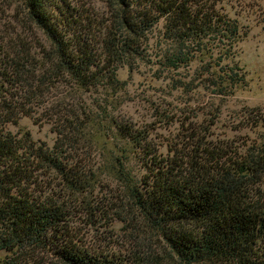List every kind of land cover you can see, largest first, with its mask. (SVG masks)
I'll list each match as a JSON object with an SVG mask.
<instances>
[{"label": "trees", "instance_id": "16d2710c", "mask_svg": "<svg viewBox=\"0 0 264 264\" xmlns=\"http://www.w3.org/2000/svg\"><path fill=\"white\" fill-rule=\"evenodd\" d=\"M18 1L48 49L36 59V46L19 36L0 43V264H163L166 257L178 264H264V116L234 122V131L249 132L229 139L212 131L220 107L182 120L161 112L160 124L177 127L153 142L150 126L118 123L107 108L125 85L118 71L131 72L147 58L153 30L157 70L189 73L195 66L198 84L170 78L173 89L189 92L202 81L216 97L230 96L245 82L236 65L228 66L245 35L226 0H104L103 16L81 0ZM50 82H65L92 100L65 114L53 106L62 114L51 126L49 148L7 126L39 109V93ZM105 118L106 137L121 149L110 166L123 188L113 209L81 201L86 194L97 199L102 171L83 130ZM109 214L129 240L142 233L145 249L111 251ZM155 243L164 252L152 249Z\"/></svg>", "mask_w": 264, "mask_h": 264}, {"label": "rangeland", "instance_id": "374dc122", "mask_svg": "<svg viewBox=\"0 0 264 264\" xmlns=\"http://www.w3.org/2000/svg\"><path fill=\"white\" fill-rule=\"evenodd\" d=\"M81 1L91 11L103 16L104 0ZM224 3H226L224 5L228 14L239 21L241 31L245 35L237 43L235 56L228 65H236L239 73L244 76L243 85L236 87V90L228 97H216L210 89L201 88L202 81H200L199 88L194 87L189 92L184 93L180 89H173L170 78L179 79L185 83L192 80V86L198 84V79L193 74L195 66L192 64L189 73L188 70H181L180 73H175L173 70L165 72L157 70L158 65L155 64V61L159 59L158 54L156 55L158 46L156 45L155 30H153L146 49L147 58L139 59L131 72L128 68H124L117 73V78L125 82V85L123 90L116 95V99L113 98L107 107L110 117L114 121L137 126V128L150 126L153 129L151 131L153 142H163L168 136H171L169 133H174L177 123L174 122L171 127L165 128V123L160 124L164 119L160 120L158 117L161 112H167V116L174 118L173 120L176 118L182 120L184 117L195 118L197 112L200 113L202 108L220 107L218 119L212 131L216 138L229 137V139L233 137L241 139L245 132H249L246 130L234 131L233 126L236 124L234 122H241V118L251 114L254 115V120L264 116V0H226ZM21 12L18 0H0V43L11 40L15 35L19 36L24 41L30 42L32 46H36L31 49V52H34L35 58L38 59L40 57L38 51L41 48L48 49V44L36 27L24 21L26 19ZM99 18L98 20H100ZM158 28L161 29L160 25ZM61 98H63L62 103L56 102ZM38 100L41 103L35 113L21 117L16 125L7 126V130L18 134L27 132L34 142L50 148L55 140V132H52L51 126H56L61 122L62 113L60 114L58 110L64 108L63 113L65 114L67 110L73 111L81 106L86 107L92 99L86 93L80 95L65 82H50L39 93ZM56 104L59 107L57 110L53 108ZM250 109L253 112H249ZM46 110L52 112V117L45 115ZM201 118L196 120L199 121ZM108 122L109 120L106 118L104 121L96 119V121L88 123L89 125L83 130V135L88 142L85 148L90 151L102 171L99 179L96 180L95 190L92 194V196L96 195L97 199L86 194L87 199L81 201H90L93 204L98 201L104 205L107 204L106 207L113 203L110 207L113 209L119 205V198L123 199V188L120 182L113 180L110 166L114 161L113 156L118 154L117 152L121 149L115 140L106 137ZM152 122H156V124L152 125ZM240 127L241 125L237 128ZM248 134L250 137L254 136L251 133ZM108 135L110 136L111 132ZM118 194L120 195L116 198L115 196ZM109 217L111 220L109 223L115 236V247L111 251L121 253L123 252L122 248L134 250L140 243H148L142 233L129 240L128 233L120 231L122 223L112 214H109ZM73 221V224L81 227L83 231L89 230V226H85L81 219H73ZM163 246V243H155L152 245V249L162 253L164 252ZM138 249L140 251L145 248L139 246ZM1 255L2 253H0ZM163 264L178 263L166 257Z\"/></svg>", "mask_w": 264, "mask_h": 264}]
</instances>
